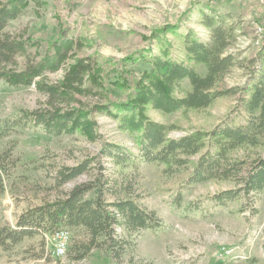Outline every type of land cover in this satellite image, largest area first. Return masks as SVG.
<instances>
[{
    "label": "rangeland",
    "instance_id": "obj_1",
    "mask_svg": "<svg viewBox=\"0 0 264 264\" xmlns=\"http://www.w3.org/2000/svg\"><path fill=\"white\" fill-rule=\"evenodd\" d=\"M43 4L30 3L22 13L4 29L10 39L26 43L24 52L13 56L9 64L16 70L35 64L45 54H52V45L63 38L77 42L75 51L54 71H43L34 77L31 85L10 86L0 79V120L13 118L21 111L52 112L57 108L92 105L101 99L97 88L84 76L75 87L68 88L66 78L70 65L110 59L118 64L126 55L156 45L149 37L155 28L177 26L180 34L192 30L199 39L208 37V29L201 23V11L215 8L228 13L235 24L237 38L229 51L238 54L243 66H234L224 77L227 87H240L249 78L250 58L264 51V0H42ZM176 28V29H177ZM171 42V56L183 58V45L179 36L167 34ZM71 54V55H70ZM70 55V56H69ZM103 65L100 75L111 100H124L125 94L105 75L113 71ZM148 65L136 62L128 69L133 76ZM198 73L204 68L196 66ZM53 86L55 91L37 89L36 82ZM188 82H184L187 87ZM78 88L80 89L78 91ZM147 115L157 123L175 124L169 131L178 137L195 129L211 130L222 122L241 124L245 114L239 107L238 95L218 98L202 110L162 112L149 109ZM97 132L102 139L135 150V136L121 131L115 120L103 113L94 115ZM98 143L89 141L80 133L52 136L40 127H18L0 139V211L3 219L14 225L17 217L26 210L61 196L74 185L90 179L98 167L82 173L72 180L54 186L55 172L62 166H72L96 154ZM103 165L111 163L104 158ZM92 167V165H91ZM162 165L140 163L138 202L154 210L164 227L157 231L142 230L134 238L132 251L124 260L131 264H264V192L250 199L214 206L209 197L231 188L229 182L208 181L196 184L182 192V204L195 203L199 210L187 212L175 208L169 199L178 189L180 179L162 174ZM109 173V169L107 170ZM63 254L56 253L57 233L34 235L6 249L0 247V264H110L102 251L91 249L83 258L72 256L80 244L87 241L81 227H64ZM60 232V231H59ZM58 232V233H59ZM61 236V235H60ZM80 248V247H79ZM81 249V248H80Z\"/></svg>",
    "mask_w": 264,
    "mask_h": 264
},
{
    "label": "trees",
    "instance_id": "obj_2",
    "mask_svg": "<svg viewBox=\"0 0 264 264\" xmlns=\"http://www.w3.org/2000/svg\"><path fill=\"white\" fill-rule=\"evenodd\" d=\"M30 3L41 5L42 0H0V79L10 86H28L43 71H54L77 47L73 38H63L52 45V54H45L35 64L22 70L8 67L16 53L25 51L26 43L10 39L4 29ZM201 23L208 29V37L199 39L192 30L180 34L177 26L155 28L145 40L157 47L126 55L119 63L110 59L74 62L67 72L68 88L75 87L84 76L102 93L100 101L92 105L57 108L52 112L21 111L13 118L0 120V139L18 127H40L45 134L59 136L74 132L98 143L96 154L72 166H62L55 172L54 186L92 171L90 179L74 185L53 200L45 201L21 213L14 225L6 222L0 211V247L8 248L34 235L53 234L64 227H81L87 241L80 244L75 259L83 258L91 249L104 252L110 264H131L124 260L132 251L134 238L142 230L157 231L164 227L162 219L138 199L140 163L162 165V174L180 179L178 189L169 199L175 208L187 212L199 210L195 203L182 204V192L208 181H224L231 188L214 193L209 200L214 206L250 199L264 192V51L248 59L250 72L240 87H227L224 77L234 66H243L238 54L229 51L237 38L236 28L228 13L215 8L201 11ZM177 28V29H176ZM167 34L181 38L183 58L171 56V42ZM70 54V55H71ZM69 55V56H70ZM141 62L147 68L133 76L129 65ZM113 65L106 80L123 94L124 100H111L100 75L103 65ZM201 65L204 73H198ZM187 81V87L184 82ZM37 89L55 91L39 81ZM80 89L78 88V91ZM238 95L239 107L245 114L241 124L220 123L211 130L195 129L178 137L168 135L178 128L175 124L157 123L147 115L149 109L162 112L202 110L218 98ZM103 113L115 120L121 131L135 136V150L102 139L97 132L94 115ZM104 158L111 163L103 165ZM92 165V167H91ZM109 169V173L108 170ZM264 232V229H263ZM264 252V241L262 243Z\"/></svg>",
    "mask_w": 264,
    "mask_h": 264
},
{
    "label": "built area",
    "instance_id": "obj_3",
    "mask_svg": "<svg viewBox=\"0 0 264 264\" xmlns=\"http://www.w3.org/2000/svg\"><path fill=\"white\" fill-rule=\"evenodd\" d=\"M62 230V229H61ZM59 230L57 233V236H59V239L57 240V245H56V253L57 254H63V251H64V240H65V232L64 231H61ZM61 235V236H60Z\"/></svg>",
    "mask_w": 264,
    "mask_h": 264
}]
</instances>
